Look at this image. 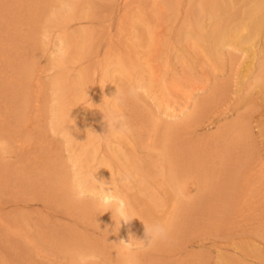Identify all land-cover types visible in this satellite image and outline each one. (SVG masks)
<instances>
[{
    "label": "rangeland",
    "instance_id": "rangeland-1",
    "mask_svg": "<svg viewBox=\"0 0 264 264\" xmlns=\"http://www.w3.org/2000/svg\"><path fill=\"white\" fill-rule=\"evenodd\" d=\"M13 1L0 0V264H264L263 193L241 196L264 162V91L248 88L247 44L203 38L208 0H74L64 17L72 0ZM113 113L124 131H109ZM84 123L92 170L133 205L129 250L98 194L70 185L78 147L64 127ZM157 222L168 240L145 249Z\"/></svg>",
    "mask_w": 264,
    "mask_h": 264
},
{
    "label": "bare ground",
    "instance_id": "bare-ground-1",
    "mask_svg": "<svg viewBox=\"0 0 264 264\" xmlns=\"http://www.w3.org/2000/svg\"><path fill=\"white\" fill-rule=\"evenodd\" d=\"M4 1H6V4H9V3H12V2H7L8 0H4ZM191 1V0H190ZM195 1V0H194ZM199 1H201V0H199ZM203 1V0H202ZM241 1L242 0H208L207 2H208V4H206V3H203L202 5H201V7H200V10H199V12H201V10L205 13V14H209L210 16L212 15V17H210V18H212V19H214V23H215V26H213L214 28L210 31V30H208V31H206L205 33H204V37L203 38H206L207 40H206V42H211L212 44H214V45H218L217 47L219 48L220 46H222L223 44V42H226L227 41V38L229 37V38H231V40L232 39H234L235 41H237V43H239V44H241V43H245V44H247L249 47H250V49L249 50H252L253 52V55H254V57H253V59H251V61H249L248 63L250 64V65H248V63H247V65L249 66H247V68L248 69H246V71H247V75H250V79H251V82H249V87L248 88H250V85H252V84H257L258 85V87H260L261 89H263V91H264V46L263 47H259V48H256V46H258L257 44H259V43H257V44H255V40H254V38H255V36H256V42L259 40V39H257V35H259L260 33H262L261 31L262 30H264V0H251L252 2H253V5H251V8H249V9H247V8H245L247 5H245L246 3H241ZM13 2H15V3H19V4H16L17 6H21V8H22V6L24 5L22 2H21V0H14ZM75 2H77V1H75ZM192 2V1H191ZM230 2V3H229ZM72 3H73V5H72V7H70L69 8V10L68 9H66V10H68V11H66V13H65V15H63V17L64 16H67V15H69V14H74V12H76L77 11V13L79 12V7H78V3H74V0H72ZM174 3H175V1H174ZM196 3V2H195ZM248 3V2H247ZM6 4H4V5H0V7H1V9L2 8H5V7H7L8 9H9V7L10 6H6ZM199 4V3H198ZM249 4V3H248ZM83 5V4H82ZM242 5H245L244 7L242 6ZM250 6V5H249ZM193 7V6H192ZM191 8V7H190ZM198 8V7H197ZM11 9V8H10ZM76 9V10H75ZM21 10V9H20ZM75 10V11H74ZM8 11V10H7ZM81 11V10H80ZM194 11L195 12H198L196 9H194ZM1 12H2V10H1ZM20 12V11H19ZM41 12V11H40ZM68 12H69V14H68ZM71 12V13H70ZM186 12H187V10H186ZM193 12V11H192ZM199 12H198V16H199ZM8 13V12H7ZM13 13V12H12ZM18 13V12H17ZM21 13V12H20ZM189 13V12H188ZM38 14V13H37ZM61 14H62V12H61ZM72 14V15H73ZM2 15H4V14H2ZM187 15V14H186ZM196 15H197V13H196ZM203 15V14H202ZM63 17H62V19H63ZM68 17H70V16H68ZM186 17V16H185ZM187 17H188V15H187ZM209 17V16H208ZM6 18L7 17H1V20H4V24L6 23ZM11 19H12V17H10ZM54 18V17H53ZM189 18V17H188ZM205 18V17H204ZM203 18V19H204ZM196 19V18H195ZM201 19V18H200ZM197 20V19H196ZM193 21V20H192ZM198 21H200V20H198ZM65 22V21H64ZM188 22V21H187ZM189 22H190V20H189ZM16 23H18V20H16ZM193 23H195L194 21H193ZM214 23H212V25H214ZM60 24V23H59ZM55 25V24H54ZM37 27V26H36ZM20 28V27H19ZM162 28V27H161ZM261 36V35H260ZM78 38V37H77ZM228 38V39H229ZM60 39V38H59ZM146 40V39H145ZM228 42V41H227ZM208 43V44H209ZM219 44H220V46H219ZM222 44V45H221ZM218 48H216V50H218ZM62 49H63V47H62ZM75 49V48H74ZM248 49V48H247ZM64 50V49H63ZM62 50V51H63ZM65 51V50H64ZM63 51V52H64ZM134 52V51H133ZM218 52V51H217ZM260 52V53H259ZM74 53V52H73ZM72 54V53H71ZM62 57H64V56H62ZM62 57H61V60H63V61H65V60H67V59H65V57L62 59ZM121 59V58H120ZM131 61V60H130ZM117 63V62H116ZM119 64V63H118ZM123 65L121 66V64H120V66L121 67H123L124 69H125V72L126 73H128L129 72V68H131V65L128 63V61H124V63H122ZM137 64V63H136ZM133 65V64H132ZM35 66V65H34ZM109 69V68H108ZM123 69V70H124ZM35 70H37L36 68H35ZM34 70V71H35ZM120 70V69H119ZM131 70V69H130ZM133 70V69H132ZM245 71V70H244ZM33 72V71H32ZM124 72V71H123ZM138 72V71H137ZM30 74V73H29ZM107 74H108V72L105 70V71H103V75L101 76V78L102 79H104L103 81H104V85H105V83H106V81H108V79H106V78H108V77H106L107 76ZM121 74V73H120ZM130 74H131V72H130ZM130 74H128V75H130ZM32 75V74H31ZM30 75V76H31ZM84 75V74H83ZM132 75V74H131ZM130 75V76H131ZM29 76V77H30ZM89 76V75H88ZM136 76V75H135ZM32 77V79H33V75L31 76ZM121 77V76H120ZM37 78H39V77H37ZM131 78V77H130ZM140 78V77H139ZM40 79V78H39ZM38 79V81L36 80V83H38L37 85V87H39V83H41L40 82V80ZM79 79H81V77L79 78ZM85 79H86V77H85ZM26 80V79H25ZM92 80V79H91ZM249 80V79H248ZM21 81H22V79H21ZM30 81V80H29ZM101 82V81H100ZM25 83H26V81H25ZM60 82L58 81V84H59ZM111 83V82H110ZM129 83V82H128ZM78 84V83H77ZM100 84V83H99ZM41 86V85H40ZM71 86V85H70ZM109 86V85H108ZM254 86V85H253ZM26 88V87H25ZM106 88V87H105ZM259 88V89H260ZM60 89V88H59ZM125 89V88H124ZM251 89H253V88H251ZM39 90H40V87H39ZM113 90V89H112ZM170 90V89H169ZM64 91V90H63ZM105 92V91H104ZM64 93V92H63ZM62 93V94H63ZM106 93V92H105ZM89 94V93H88ZM172 95H173V93H172ZM63 99V98H62ZM101 99V98H100ZM111 99V98H110ZM115 102V101H114ZM161 102V101H160ZM64 104H66V103H64ZM170 105V104H169ZM64 105H59V107L61 108V107H63ZM167 107H169L168 105H167ZM167 107H165V109L167 108ZM62 109H65V108H62ZM62 109H58L57 111H61ZM169 110V109H168ZM194 110V109H193ZM177 111V110H176ZM174 112L173 114H171V116L173 115L174 117L177 115L176 113L177 112ZM40 112V111H39ZM63 112V111H62ZM173 112V110H171L170 112H169V114L170 113H172ZM147 113V112H146ZM134 114V113H133ZM181 114V113H180ZM62 119H61V121H63L64 122V124H66V118H65V113L63 112L62 113ZM192 116V115H191ZM27 117V116H26ZM173 117V118H174ZM243 120H245V119H243ZM88 121V120H87ZM149 121V120H148ZM184 122V121H183ZM183 122H181L182 123V125H183ZM187 122H189V121H187ZM60 123V122H59ZM62 123V122H61ZM60 123V124H61ZM85 123H88V122H85ZM84 123V125H86L85 127H84V130L82 129V126H80L81 128H79V127H75V125L74 126H65L64 128H65V131H67V137H69V139H68V141L70 140V143L72 144V147H74L75 148V146L76 147H78V149L77 148H75V150L77 151H75L76 152V154L74 155L75 156V158H74V164H75V166H76V168H77V170H76V172H74L75 174L73 175L74 177L72 178V180H71V183H70V185H72V187L73 186H75L76 185V188L78 187V185L80 186L79 188H80V190H82L83 192H85V191H90L91 193L93 192V193H97L98 195L100 194V192H101V189L98 187V184H97V180L102 184V185H106V186H110L111 187V190H112V195H114V196H116L118 199H120V200H122L123 201V203L125 204V206H126V209H127V211H128V213H129V215L130 216H133L134 214H133V212L130 210V208H132L133 207V205H132V203L130 202V201H128L127 200V198H124L122 195H121V193L119 192V190L117 189L118 187H116V185H115V183H114V181H112L111 180V178H113L112 176L110 177V173H105V170L103 169V166L100 168V169H98V170H95V168H94V170H92V166H91V164H90V162L91 161H88V159L89 158H87L88 156L86 155L88 152H87V147L89 146V144H88V142H87V140H88V138H89V135H87L88 134V131L86 132L85 130H88L87 128H88V126H87V124H85ZM176 123V122H175ZM180 123V124H181ZM81 124H83V123H81ZM241 125L243 126V124L241 123ZM66 127H68V129L66 128ZM75 127V128H74ZM170 127V129L173 127V126H169ZM169 127L167 128V129H169ZM179 127V126H178ZM185 127V126H184ZM86 128V129H85ZM90 129V128H89ZM140 129V128H139ZM174 129H175V127H174ZM141 130V129H140ZM151 130V129H150ZM144 132V131H143ZM87 133V134H86ZM141 133V132H140ZM150 133V132H149ZM115 134H116V132H115ZM167 136V135H166ZM86 137H87V139H86ZM146 138H147V136H146ZM148 139V138H147ZM154 139V138H153ZM125 143H126V141H125ZM163 143V142H162ZM87 144H88V146H87ZM30 145V144H29ZM164 145V144H163ZM162 145V146H163ZM32 149V148H31ZM70 149V148H69ZM81 151H80V150ZM71 150V149H70ZM74 150V149H73ZM113 151H115L114 149H113ZM72 152V151H71ZM129 154V153H128ZM259 154V153H258ZM89 155V154H88ZM119 155H120V153H119ZM115 156V155H114ZM124 156V155H123ZM128 156V155H127ZM135 156V155H134ZM256 156V155H255ZM131 157V156H130ZM133 157V156H132ZM94 158V157H93ZM91 160V159H90ZM263 159H261V157H259L258 158V156L257 157H255V159H254V162H253V164H250L251 165V171H253L254 172V169L257 167L258 168V166H260L259 168H261V166H263L264 165V162L262 161ZM103 163V162H102ZM110 166V165H109ZM113 167V166H112ZM256 169L255 171L257 172L256 173V176H257V178H253V176L254 175H251V178H247V180L249 179V181L248 182H250V180L252 181V184H250L249 183V187H246V190H244V192H242L241 193V196H242V198L244 197V199H245V197H246V192H250V191H258L257 193H259V192H261V194L263 193V198H264V167L263 168H261V169H263V171L261 172V169ZM149 169H150V167H149ZM101 170H103L104 171V173H103V171H101ZM260 170V171H259ZM251 171H249V172H251ZM149 172V171H148ZM249 172H248V175H250L249 174ZM253 172H251V174H253ZM112 173V172H111ZM247 173V172H246ZM255 173V172H254ZM72 174V173H71ZM69 176V175H68ZM146 176V175H145ZM151 176V175H150ZM166 176V175H165ZM72 176L70 175V177H69V179L71 178ZM138 177H140V176H138ZM143 177V176H142ZM141 178V177H140ZM140 178H139V183L140 184H142V181L140 180ZM146 179V178H145ZM145 179H144V181H145ZM120 182V181H119ZM247 184V183H246ZM248 185V184H247ZM71 187V188H72ZM238 187H239V185H238ZM237 187V188H238ZM78 188V189H79ZM120 189V188H119ZM243 189V188H242ZM238 190H240V189H238ZM92 193V194H93ZM128 193V192H127ZM250 193H252V192H250ZM193 194V193H192ZM192 194H190V197L193 199L194 197L192 196ZM240 195V194H239ZM197 197H204L203 195H202V192L201 193H197V195H196ZM241 196H240V198H241ZM248 196H249V194H248ZM259 197H261V195L259 196ZM252 198V197H251ZM262 198V197H261ZM130 199V198H129ZM246 199H248V198H246ZM249 199H250V197H249ZM239 200H241V199H239ZM245 201V200H244ZM243 201V202H244ZM261 201H263V200H261ZM251 202H253V201H251ZM238 203V202H237ZM240 203H242L241 201H240ZM239 203V204H240ZM264 203V202H263ZM246 204V203H245ZM257 205H258V203H257ZM259 205H261V203L259 204ZM243 206V205H242ZM239 207V206H238ZM244 207V206H243ZM250 207V206H249ZM248 207V208H249ZM246 208H247V206H246ZM260 208V207H259ZM254 209V208H253ZM262 208H260L258 211H262L261 210ZM238 210H240V209H238ZM242 210V209H241ZM255 210V209H254ZM253 210V211H254ZM243 211V210H242ZM245 211V210H244ZM249 211V210H248ZM251 211V210H250ZM239 212V211H238ZM241 214H242V212H240ZM264 213V212H263ZM105 214V217H110L109 219H108V221H111L113 224H114V226H115V223L113 222V220L111 219L112 218V212L111 211H109V212H106V213H104ZM133 214V215H132ZM236 215H237V212L235 213ZM243 215V214H242ZM259 215H261V214H258V215H256L257 217H260ZM238 216H239V214H238ZM15 218V217H14ZM13 218V219H14ZM134 218V217H133ZM10 219V218H9ZM10 221H12V220H10ZM132 222H133V220H132ZM9 225V224H8ZM5 226V225H4ZM124 226V227H123ZM123 226H121V230L122 231H124L125 232V235H124V240L125 241H129L130 240V238H131V242H133L132 241V235H133V233H132V231H131V227L129 226V224H125V225H123ZM259 226H262L263 228H260V227H257V229L255 230V232H258V233H262L261 235H263V232H264V226L263 225H259ZM116 231V230H115ZM7 232V231H6ZM113 235H115V234H118V233H112ZM260 235V236H261ZM135 238V237H134ZM75 246V245H74ZM127 250H129V249H127ZM128 253V252H127ZM113 254H116L115 252L113 253ZM120 254H122V253H120ZM119 254V255H120ZM115 256V255H114ZM122 256V255H121ZM125 256V258H127V261L129 262L130 260H131V258H132V256H130V254H129V256H128V254H125L124 255ZM117 257H119L118 255H117ZM123 257V256H122ZM135 257V256H134ZM118 259V258H117ZM137 259V258H136ZM119 260V259H118ZM115 261V260H114ZM125 261V260H124ZM137 261V260H136ZM126 262V261H125ZM130 264H132V263H130Z\"/></svg>",
    "mask_w": 264,
    "mask_h": 264
},
{
    "label": "clouds",
    "instance_id": "clouds-1",
    "mask_svg": "<svg viewBox=\"0 0 264 264\" xmlns=\"http://www.w3.org/2000/svg\"><path fill=\"white\" fill-rule=\"evenodd\" d=\"M136 94L135 89H129V95L134 96ZM108 124L109 131H124L125 126L122 122V118L118 114H111L110 118L105 119ZM128 180L127 176L121 177V183H126ZM98 187L101 189L99 195L94 197L96 201L97 209L103 214L106 212H112V218L115 221V229L120 230L122 223L127 224L133 220L129 215L125 204L122 200L112 195L110 186L102 185L97 180ZM169 229L162 223H153L151 229L146 226V238L143 239L145 249L153 247L156 243L164 242L168 240ZM125 249L132 247L131 238L129 241L120 240L119 242Z\"/></svg>",
    "mask_w": 264,
    "mask_h": 264
}]
</instances>
